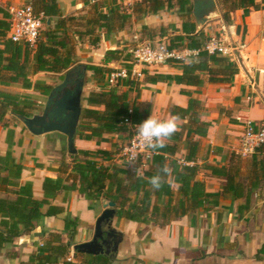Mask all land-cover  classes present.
I'll return each instance as SVG.
<instances>
[{
  "label": "trees",
  "instance_id": "1",
  "mask_svg": "<svg viewBox=\"0 0 264 264\" xmlns=\"http://www.w3.org/2000/svg\"><path fill=\"white\" fill-rule=\"evenodd\" d=\"M225 23L232 22V14L238 10L261 9L264 0H217ZM36 14L44 15V27L35 46L16 43L8 39L10 21L8 12L0 7V85H18L22 89H34L48 98L58 82L74 67L79 65L78 48L88 43L93 49L102 40H109L114 34L124 30L132 21L133 14L141 17L158 15L178 8L184 22L182 33L169 37L171 48L198 51L188 62L176 61L171 66L182 70L180 75L156 73L146 78L150 82L175 83L201 88L208 83L229 84L238 72V67L228 57L209 54L205 46L211 37L203 30L198 31L192 21L193 0H139L134 7L127 8L117 0L92 4L83 14L60 17L57 0H33ZM107 8V12H105ZM56 18V19H55ZM49 20V23H48ZM140 33L142 41L155 38L153 30L147 27ZM168 30L161 28L160 36L167 38ZM150 35V38L146 37ZM168 39V38H167ZM131 46V47H130ZM134 45L121 50L106 52L102 65H85L87 71L94 73L98 83L112 72V63H121L131 69ZM46 73L57 79L55 85L45 81L34 82L32 76ZM134 81L123 85L93 90L85 98L86 107L76 137L85 140L102 139L104 135L121 132L131 133L128 119L134 126L147 124L152 106L132 98ZM127 87V90L123 88ZM37 104L29 97L0 92V125L8 128L11 122H22L19 116L36 115ZM171 116L176 120L172 128H160V135L152 147V157L144 163L142 159L127 164V167L104 166L98 161L100 156L110 153L98 151H78L71 155V161L63 160L56 179L44 181L45 199L34 196L33 184L22 183L24 165L14 158L9 150L0 152V248L13 244L17 239L35 230L45 214L42 206L50 204L60 193L78 191L88 200L106 198L117 204L121 218L166 227L172 221L196 213L211 210L219 204L221 195H229L233 200L244 198L250 202L255 191L264 188V146L259 148L246 161L236 152L232 153L229 165L225 168L208 165L204 168L213 176L225 180L223 191L214 195L207 191L204 181L198 180L200 167L195 164L200 143L196 136L206 137L211 123L201 120L203 108L196 99H190L187 108L173 106ZM11 119H8V116ZM179 124V122H184ZM25 129H27L25 127ZM14 131L9 132L12 146ZM188 142L187 155L183 162L175 159L184 142ZM260 157V158H259ZM262 157V158H261ZM194 162L190 166L187 163ZM148 169L141 172L143 167ZM178 185V199L174 203L172 185ZM134 195V198H132ZM167 205L161 201L167 199ZM155 200V202H154ZM51 214V213H50ZM69 241L61 234L53 233L50 240L39 249L29 264H114L110 255L87 256L74 251L75 260L69 259L73 239L77 233V222L66 221ZM63 260V262H61Z\"/></svg>",
  "mask_w": 264,
  "mask_h": 264
},
{
  "label": "crops",
  "instance_id": "2",
  "mask_svg": "<svg viewBox=\"0 0 264 264\" xmlns=\"http://www.w3.org/2000/svg\"><path fill=\"white\" fill-rule=\"evenodd\" d=\"M109 1L111 0H57L60 17L63 18L83 14L92 4ZM24 2L25 0H0V7L8 12V9L17 8ZM107 11L105 8V12ZM187 19L179 13L178 8L147 17L133 14L131 23L124 30L114 34L109 40H102L96 49L88 43L81 45L78 55L80 58L83 56L84 60H90L88 65H102L106 52L127 48L133 44L134 37L144 31V27L153 30L157 38H160V33L156 30L161 28L173 31L174 35L183 34V24ZM192 21L196 23L195 17ZM197 29L203 30L211 38L217 37L225 44L234 46V55L228 58L237 65L238 72L232 82H207L203 87L197 88L150 82L146 79L148 75L156 73L182 74L179 67L168 65L157 71L147 69L145 77L134 82L132 98L151 104L148 124L159 129L172 128V123L176 121L170 114L171 107L187 108L190 99L201 103V120L211 123V126L206 137L194 138L200 143L195 162L201 168L198 180L205 182L208 192L220 195L225 180L213 176L204 167H227L231 154L239 148L244 124L253 122L258 126L264 125V4L258 11L243 9L234 12L229 24L224 22L220 9L217 18L203 27L197 26ZM109 67L123 68L121 63H112ZM32 80L55 85L53 77H34ZM87 86L89 94L93 90L107 88L108 84L106 79L100 84L93 78ZM1 91L27 96L38 108L43 101L38 97L47 98L34 89L26 90L18 85H0ZM86 106L84 101V107ZM7 118L11 119V116ZM22 123L11 122L8 128L0 125V152L6 154L11 150L14 158L22 162V183L31 182L35 198L42 201L45 199V179L58 178L61 162L72 160L68 152V140L58 132L35 136ZM184 123L186 121L179 122ZM10 130L14 131L11 147ZM130 139L129 132L104 135L98 140H85L77 136L75 146L78 151H106L110 155L100 156L98 161L101 164L125 168L128 163L122 155ZM187 151L188 142L185 141L175 159L183 162ZM250 157L242 159L246 161ZM187 165L192 166L194 162ZM147 169L145 166L141 172ZM172 189L175 203L178 199V185L173 184ZM103 199L88 200L78 191L60 193L50 204L42 206L45 216L35 230L13 244L0 248V264H29L53 233L61 234L67 243L70 237L66 230L67 220L77 222V233L69 254V259L74 261L73 247L89 242L94 237L96 221L105 210ZM167 200L168 198L162 200L161 205L166 206ZM114 227L124 235L117 255L110 256L114 264H264V188L256 190L249 203L244 198L233 200L229 195H221L219 204L211 210L191 213L163 228L130 221L118 215L114 220ZM87 256L92 255L85 254L79 260H88Z\"/></svg>",
  "mask_w": 264,
  "mask_h": 264
},
{
  "label": "built area",
  "instance_id": "3",
  "mask_svg": "<svg viewBox=\"0 0 264 264\" xmlns=\"http://www.w3.org/2000/svg\"><path fill=\"white\" fill-rule=\"evenodd\" d=\"M117 1L127 8H132L139 0ZM8 14L10 21L8 39L16 43L35 46L44 27V15L36 14L33 0H25L21 6L8 9ZM133 45V60L130 63L132 68H113L106 77L108 86L123 85L126 81H139L145 77L147 69L157 71L176 61L188 62L191 57L199 53L188 49L171 48L170 40L167 38L159 41H142L139 34L134 37ZM205 50L209 54H219L225 57H231L235 52L233 45L225 44L217 37H212L208 41ZM126 123L131 127L132 137L123 150V159L127 163L142 159L146 163L153 155L151 149L160 135L159 128L148 123L134 126L128 119ZM262 146H264V125L258 126L253 122L245 123L236 154L241 158H248Z\"/></svg>",
  "mask_w": 264,
  "mask_h": 264
},
{
  "label": "water",
  "instance_id": "4",
  "mask_svg": "<svg viewBox=\"0 0 264 264\" xmlns=\"http://www.w3.org/2000/svg\"><path fill=\"white\" fill-rule=\"evenodd\" d=\"M193 14L198 27L220 15L217 0H193ZM85 65H78L49 94L42 113L33 117L19 116L25 127L35 136L58 132L67 137L68 152L77 155L76 135L84 109ZM70 87H73L72 89ZM104 211L95 225L91 241L73 247L79 253L99 256H116L124 235L114 227L118 215L117 204L106 198L102 201Z\"/></svg>",
  "mask_w": 264,
  "mask_h": 264
},
{
  "label": "rangeland",
  "instance_id": "5",
  "mask_svg": "<svg viewBox=\"0 0 264 264\" xmlns=\"http://www.w3.org/2000/svg\"><path fill=\"white\" fill-rule=\"evenodd\" d=\"M156 32L157 33H160V29H157L156 30ZM156 34V33H155ZM173 36V31H169L168 30V33H167V38L168 39H170L169 37H172ZM146 37H148V38H150V35H148V34H146ZM155 37V40L154 41H159V40H164V38L163 37H161V36H159L160 38H157L158 36H154ZM150 39H152V38H150ZM130 45H133V44H130ZM131 47V46H130ZM89 63H91V61L90 60H84L83 59V56H82V58L80 59V63L79 64H83V65H88ZM78 66V65H77ZM75 68V67H74ZM91 74L93 75L94 73H92V72H90V71H87L86 72V75H85V91H84V96L85 95H88V91H89V87L87 86L88 84H90V82L92 81V79L94 78V76H91ZM34 77H57V76H51V75H49V74H46V73H42V74H36V75H34V76H32V78H34ZM54 82L56 83V82H58L57 81V79H54ZM40 93V92H39ZM40 94H42V93H40ZM38 98H41L43 101H41L42 103L40 104V107L39 108H37L38 110L37 111H34V113H36V114H39V113H41L42 112V108H44V105H45V103H46V101L45 100H47V98H42V97H38ZM12 123H14V122H12ZM19 124L21 123V122H18ZM23 124V123H22Z\"/></svg>",
  "mask_w": 264,
  "mask_h": 264
},
{
  "label": "flooded vegetation",
  "instance_id": "6",
  "mask_svg": "<svg viewBox=\"0 0 264 264\" xmlns=\"http://www.w3.org/2000/svg\"><path fill=\"white\" fill-rule=\"evenodd\" d=\"M71 89L73 88V87H70Z\"/></svg>",
  "mask_w": 264,
  "mask_h": 264
}]
</instances>
